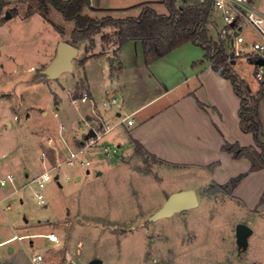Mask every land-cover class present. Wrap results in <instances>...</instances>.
Listing matches in <instances>:
<instances>
[{
    "label": "rangeland",
    "instance_id": "obj_1",
    "mask_svg": "<svg viewBox=\"0 0 264 264\" xmlns=\"http://www.w3.org/2000/svg\"><path fill=\"white\" fill-rule=\"evenodd\" d=\"M5 1L8 3L3 6L0 13V92H11L8 95L15 92L20 96V93L26 90L29 94L25 106L32 104L37 108L45 109L48 116L42 118L37 115L38 112H35L37 114L32 123L15 127L14 130L4 128L1 125L5 120L6 109L4 104L0 103V155L2 156L0 173L12 169V161L13 166L18 169L28 164L34 168L41 167L39 157L41 149L36 142L37 138L40 139L43 135L40 133L35 139L31 136L30 130L35 131L43 127L49 128L43 140L53 138L52 145L55 149L50 151V160L51 165L55 166L58 161L66 157L60 141L59 124L63 123L67 127L65 132L71 133L70 130L74 126L77 127L76 124L81 119L78 116V109L85 104L81 102L75 104L68 93L73 84L70 72L64 73L59 81H34L31 86L25 79L35 78L36 72L27 73L25 68L36 61L39 53L54 47L58 37L61 36L59 29L69 34L74 29L75 21L66 19L55 7H51L48 14L53 23L47 21L39 11L27 16L30 4H34L36 0ZM153 7L159 13L168 12L165 4ZM141 10L102 14L88 8L85 13L94 17L112 15L120 18L137 16ZM8 12L11 13V17H7ZM223 25L221 12L217 11L210 29L214 39H220L219 31ZM115 31V27L107 26L95 37L106 48V42L100 37L110 35L111 42H115L117 40ZM257 37V33L251 27H247L240 35L243 42H251ZM64 38L69 39V35ZM98 49L100 50L101 47L98 46ZM203 54L204 50L201 46L188 42L173 50L165 58V62H160L163 64L159 65H170V67L176 65L182 71L185 69L183 63L186 65L188 58H194L196 55L203 58ZM122 60L126 70L121 74L120 79L115 78L118 72L110 70L107 58L93 59L89 62V74L95 87L99 88V92L101 91V99L98 100L100 104L103 101L102 96L107 97L106 92L119 97L120 93L116 90L125 79L132 90L135 87H137L136 91L143 89L140 92V101L148 102L157 92L164 89L163 86L157 87L154 83L152 87H145L142 83L144 78L137 81L134 79L135 83L130 79L133 77L135 64L144 62L139 41L123 48ZM74 63L79 68L80 58L76 57ZM45 65H40L36 70L44 68ZM233 66L254 93L252 95L258 96L256 92L264 83L259 82L255 77L252 60L240 57ZM129 73L132 76L128 77ZM180 75L184 76L183 73ZM176 77L177 75L172 74L173 80ZM84 90V88H74L71 91L79 95ZM132 90L129 89L130 93L138 101V94L136 95ZM54 92L60 97L57 106ZM177 93L178 91L174 95ZM162 101L158 100L147 111ZM25 106L23 108H26ZM42 109H39L40 114ZM15 110L18 114L16 117L21 118L20 122L23 121L25 112L30 111L18 105ZM260 111L264 115V101ZM96 115L97 113L94 118ZM112 116V119L116 118ZM95 123L96 121L90 124ZM86 129V126H82L78 131L79 135L83 136ZM77 145L80 146V143ZM83 156L88 158L84 154ZM89 160L96 162L89 166L91 173L86 174L85 167L65 166L60 172L63 187L56 179L47 184L43 189L47 205L38 202L35 196L38 190L36 183H31L21 190V195H24L22 203L18 195L13 198L15 201L10 210L6 209L8 201L1 205L5 213L15 215L23 225L31 226L33 220L42 219L44 222L39 223L60 237L59 244L45 238L38 239V241L43 240V245H36L33 254L58 245L57 250L50 254L52 258H59L69 251L80 264H91V260L95 258L101 259L102 264H264V192L261 176L250 178L246 184L237 189L235 195L236 188L230 191L229 188H221L220 184L212 181V172L209 173L200 167L167 165L150 155L139 154L136 150L108 159L91 154ZM226 168L228 174L235 172L231 166ZM242 168L240 164L239 169ZM96 169L102 172L97 174ZM77 171L84 173L80 180L75 178ZM65 174H69L71 179L66 180ZM249 183H252V188ZM189 188L195 189L198 194L197 207L175 213L170 217L150 219L171 193ZM0 213H2L1 208ZM26 220H29V223ZM238 223H246L253 229V234L248 238V247L242 252H239L237 243ZM38 241L36 243H39ZM8 247L9 245H4L0 250L8 251Z\"/></svg>",
    "mask_w": 264,
    "mask_h": 264
},
{
    "label": "crops",
    "instance_id": "obj_2",
    "mask_svg": "<svg viewBox=\"0 0 264 264\" xmlns=\"http://www.w3.org/2000/svg\"><path fill=\"white\" fill-rule=\"evenodd\" d=\"M202 1L204 0H176V4L182 6L196 2L201 3ZM253 1L258 8L264 11V0ZM144 3H148L152 7L159 4L164 5L162 0H90L89 5L84 9V13L88 8L102 14H112L117 11L127 12L132 9H142ZM216 14L217 11L213 9L209 23L210 29L212 28L213 19L216 18ZM71 32L67 34V32L61 30L59 32L61 36L58 37L54 47H50L48 51L46 50L39 53L36 61L25 68L27 73L36 72L35 78L33 77L29 80L25 79L31 86L34 81H59L64 73L57 79H50L41 74L40 71L43 68L36 69L42 64H46L44 66L46 67L52 61L56 56L57 47L60 42L65 41L75 46L78 49L77 57L80 58V61L85 55H89L84 64L81 62L79 68L73 62L74 69L70 72V78L73 80V84L68 93L74 88H84L85 90L87 89L86 91L90 95V100L81 102L85 104L78 109V116H80L81 119L77 122V127L74 126L70 130L71 133L65 132L67 127L64 126L63 123L59 124L60 141L62 142V150L65 152L66 157L70 150L78 149L79 145L77 144H83V140L87 138V134L91 129L101 132L105 129V126L108 125L110 130L105 132L101 138L98 139L97 143L84 153V155L88 157L87 159H89L91 154L100 155L108 159V157L113 158L117 155L125 154V152L132 153L135 151L136 141L144 147L148 155L167 165L200 167L209 173L212 172V181L218 184H225L231 178L249 171L251 166L249 159L246 157L235 158L232 153L224 151L222 148L226 142L239 143L241 146L253 145L254 137L252 133L245 132L241 129L239 116L241 99L234 90L232 82L230 79L221 76L215 71L210 61L196 55L194 58H188L186 65L183 63L185 69L182 71H180L176 65L171 67L170 65H159L163 64L160 62H165V58H167L170 52L150 65H147L145 62L142 64H135L132 74L133 77L130 78L133 80V83H135V80L137 81L144 78L142 83L145 87H152L154 83L157 87L163 86L164 89L157 92L156 96L148 102L140 101V92L143 91V89L136 91L137 87H135L132 90L129 87V82L125 79L116 90L120 93V96L118 97L116 94L110 95L106 92L107 97L104 98V96H102L103 101L100 104L98 100L101 99V91L99 92V88L95 87L94 81L89 74V62L93 59L107 58L110 70L116 73L118 72L115 78L120 79L121 74L126 70L122 60L123 48L138 41H130L121 49L116 50V42L110 41L106 43L107 47L105 48V46L98 42L95 34V46L87 51L86 47L89 43L86 44V42L88 41H82L74 45L71 39ZM67 35H69V39L64 38ZM100 38H102V36ZM98 46L101 47L100 50ZM135 50L137 52V48ZM202 56H205V50ZM181 73H183L184 76H181ZM172 74L175 76L177 75L176 79H172ZM132 75L130 74L127 76L130 77ZM129 89L135 92L136 95L138 94V101L135 100L136 98L130 93ZM179 90L181 91L179 92ZM249 90L251 94H254L250 87ZM24 91V93H20V96L15 92H12L11 95H8V93H11L9 91L0 92V103L2 105L4 104L6 109L4 114L5 120L1 125L2 127L14 130L15 127L18 128V126L32 123L37 114H35V112H38L37 115H40L42 118L48 116L45 109L37 108L32 104L28 107L25 106L29 92H26V90ZM177 91L179 94L177 93L174 95ZM259 92H261V107L264 101V85L258 89L256 92L257 95H259ZM113 98L117 100L115 104H111L110 106L105 105V101H110ZM59 99V94L54 92L56 106L59 104V102L57 103ZM155 99L163 101L147 111L149 107L158 102V100L154 101ZM16 105L22 109L30 110L29 112H25L22 122H20L21 118L16 117V115H18L15 110ZM23 106L26 108H23ZM39 109L43 110L41 114ZM96 113V118H94ZM112 115L116 118L112 119ZM129 118L134 119L132 124H128ZM95 121L96 123L94 125L90 124ZM60 125H63V129H60ZM82 126H86L87 129L85 134L80 136L78 131ZM48 129L49 128L43 127L35 131L30 130L31 136L35 139L38 134L42 133L43 135V138H37L36 142V145L41 149V154L39 156L41 167L34 168L28 164V166H21V168L18 169L13 166L14 162L12 161L11 167L13 168L6 173H0V179L6 177L9 173L14 174L15 177L14 181L8 183L6 187L0 188V208L2 212L0 213V248L4 245H9L8 251L4 252L0 250V264H34L32 261L34 248L36 245H43V240L38 241V239L45 238L49 240L44 234L53 232L47 230L45 225L41 224L44 222L42 219L33 220L31 226H29V224L23 225L22 221L15 217V215L5 213V209L1 206L8 201L6 209L10 210L12 208V203L15 201L13 198L18 195L22 203L24 201V195H21V190L31 183H35L33 181L34 178L43 173L46 168L53 167L51 165L52 161L50 160V151L52 152L55 148L52 143H49L48 139L43 140L45 139V133H47ZM106 148L110 150L109 153L105 152ZM44 151L47 152L48 155L46 163L42 160ZM1 159L2 156L0 155V161ZM93 163L96 162L92 160L91 165H93ZM240 164L243 166L241 170L239 169ZM76 165L85 167L84 172L86 174L91 173L89 167L81 165L80 163ZM65 166L69 165L64 164L55 170L59 178V180L58 178H56V180L61 187H63V184L60 179V172ZM226 166H231L235 169V172L233 174H228ZM96 171L97 174L99 171L102 172L99 169H96ZM83 174L82 171H77L75 178L80 180ZM215 174L216 176H213ZM257 176H261L263 179L262 191L264 192V169H262L249 172L236 187L234 194L237 195V189L246 184L250 178H255ZM65 179L70 180L71 176L65 174ZM249 184L252 188V183ZM260 199H258L259 202ZM40 221L41 223H39ZM26 222L29 223V220H26ZM37 241L39 243H36ZM49 241L52 242L51 240ZM57 246L51 247L46 251L51 252L57 250Z\"/></svg>",
    "mask_w": 264,
    "mask_h": 264
},
{
    "label": "trees",
    "instance_id": "obj_3",
    "mask_svg": "<svg viewBox=\"0 0 264 264\" xmlns=\"http://www.w3.org/2000/svg\"><path fill=\"white\" fill-rule=\"evenodd\" d=\"M162 2L168 8L167 13H159L154 7L144 3L139 15L115 18L112 15L94 17L84 13V9L89 5L88 0H36L34 4H30L26 15L31 16L39 11L47 21L53 23L48 14L50 8L55 7L66 19L75 21L71 32L72 42L77 45L82 41H88L87 51L95 46V34L104 27L113 26L117 34L116 50L121 49L130 41H139L144 62L147 65L185 43L192 42L201 46L205 50L204 59L210 61L212 68L221 76L232 82L234 90L241 99L239 109L241 129L252 133L254 137V144L250 146L226 142L222 147L224 151L232 153L235 158L246 157L251 163L248 172L231 178L225 184H220L221 188H229L233 191L249 172L264 169V122L260 111L261 92L256 97L250 94L249 87L240 78L233 63L229 61L226 41L221 38L216 40L210 35L212 0L182 6H178L176 0H162ZM7 3L8 1L0 0V13ZM56 29L59 28L56 27ZM102 39L106 43L111 41L110 35H102ZM88 57L89 55H85L81 59L82 64ZM135 150L139 154L148 155L144 147L136 141Z\"/></svg>",
    "mask_w": 264,
    "mask_h": 264
},
{
    "label": "built area",
    "instance_id": "obj_4",
    "mask_svg": "<svg viewBox=\"0 0 264 264\" xmlns=\"http://www.w3.org/2000/svg\"><path fill=\"white\" fill-rule=\"evenodd\" d=\"M205 1V0H204ZM213 9L221 12V16L224 20V25L219 31L220 38L225 40L228 44L229 61L236 63L240 57H247L252 60L255 66V77L259 82H264V11L256 6L253 0H212ZM234 23V25H233ZM247 27H251L257 33L258 37L251 42H243L240 39L241 33L245 31ZM71 99L74 103L85 102L90 100V95L87 91H81L77 95L74 91L69 92ZM117 102L116 98L110 101H105V105L110 106ZM134 119L129 118L128 124H132ZM60 129H63V125H60ZM110 130L108 125L105 126L103 131H97L96 135L87 137L83 140V144L78 147L77 150H70L67 157L62 161H58L57 165L48 167L40 175L34 178V182L37 184L38 190L35 196L38 202L43 205H47V198L43 189L53 179L58 178L55 172L56 168L66 164L69 166L80 163L86 167L91 165L89 159L85 158L83 154L93 145H95L101 136ZM49 143H53V138H48ZM105 152L109 153L110 150L106 148ZM47 152H43L42 160L47 162ZM14 174L9 173L6 177L0 179V188L6 187L8 183L14 181ZM59 180V178H58ZM49 240L54 243H60V237L55 232L44 234ZM51 252H38L32 256L34 264H80L78 259L69 251L63 253L59 258H52Z\"/></svg>",
    "mask_w": 264,
    "mask_h": 264
},
{
    "label": "water",
    "instance_id": "obj_5",
    "mask_svg": "<svg viewBox=\"0 0 264 264\" xmlns=\"http://www.w3.org/2000/svg\"><path fill=\"white\" fill-rule=\"evenodd\" d=\"M90 2V0H88ZM7 17H11V13H7ZM234 25V23H233ZM78 56V49L62 41L58 44L56 56L52 61L44 67L40 72L42 75L50 79H57L62 73L72 72L74 69V60ZM263 63L264 61H260ZM96 131L91 129L87 137L95 136ZM89 173V171H88ZM101 172L99 171L98 174ZM199 205V197L195 189H183L171 193L164 204L155 211L150 219L157 220L163 217H170L178 212H183ZM253 233V229L246 223H238L236 226L237 243L239 252H242L248 247V238ZM91 264H102V260L95 258L91 260Z\"/></svg>",
    "mask_w": 264,
    "mask_h": 264
}]
</instances>
